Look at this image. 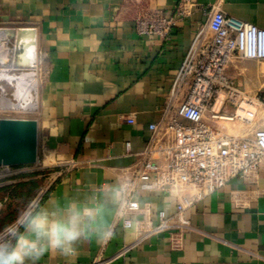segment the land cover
Masks as SVG:
<instances>
[{
  "label": "crops",
  "instance_id": "0c3cea01",
  "mask_svg": "<svg viewBox=\"0 0 264 264\" xmlns=\"http://www.w3.org/2000/svg\"><path fill=\"white\" fill-rule=\"evenodd\" d=\"M213 8L264 28V0H0V27L20 24L36 31L43 76L38 153L41 148L56 160L50 177L31 173L36 162L23 173L0 177V198L25 206L36 190L38 203L84 200L116 186L121 201L122 185L151 137L150 124L160 118ZM152 13L175 18L169 36L138 33L137 20ZM241 71L229 69L231 76ZM233 125L215 124L228 131ZM177 201L164 190H141L126 212L122 202L119 214L108 206L114 234L106 243L93 236L70 255L49 252L38 264H89L99 258L104 264H264V163L257 181L234 178L185 211L191 228L182 247L172 246L169 231L135 243L138 232L125 227L124 219L158 223L161 210L174 215Z\"/></svg>",
  "mask_w": 264,
  "mask_h": 264
},
{
  "label": "built area",
  "instance_id": "2783aa9c",
  "mask_svg": "<svg viewBox=\"0 0 264 264\" xmlns=\"http://www.w3.org/2000/svg\"><path fill=\"white\" fill-rule=\"evenodd\" d=\"M174 24V17L152 13L139 18L136 29L143 36L167 37ZM241 59L264 61V28L213 8L184 57L160 118L150 124L141 160L122 185L124 212L141 190H164L178 198L174 215L161 210L158 223L124 219L125 227L138 232L135 243L169 231L172 246L182 247L191 228L184 216L188 208L234 178L258 180L264 163V89L248 90L230 75ZM178 97L182 100L175 105ZM221 121L234 125L222 130L215 126ZM126 149L132 152L131 142ZM27 166L0 165V177L23 173ZM8 199L0 198V215ZM104 262L99 258L89 264Z\"/></svg>",
  "mask_w": 264,
  "mask_h": 264
},
{
  "label": "clouds",
  "instance_id": "9594fccd",
  "mask_svg": "<svg viewBox=\"0 0 264 264\" xmlns=\"http://www.w3.org/2000/svg\"><path fill=\"white\" fill-rule=\"evenodd\" d=\"M119 194L113 186L103 197H55L51 203L29 200L0 228V264H38L49 252L70 255L78 243L93 236L106 243L114 234L107 209L113 205L119 214Z\"/></svg>",
  "mask_w": 264,
  "mask_h": 264
},
{
  "label": "bare ground",
  "instance_id": "6f19581e",
  "mask_svg": "<svg viewBox=\"0 0 264 264\" xmlns=\"http://www.w3.org/2000/svg\"><path fill=\"white\" fill-rule=\"evenodd\" d=\"M32 29L29 26L0 27L1 111H39L37 35L30 32ZM20 59L25 63L19 64Z\"/></svg>",
  "mask_w": 264,
  "mask_h": 264
},
{
  "label": "rangeland",
  "instance_id": "374dc122",
  "mask_svg": "<svg viewBox=\"0 0 264 264\" xmlns=\"http://www.w3.org/2000/svg\"><path fill=\"white\" fill-rule=\"evenodd\" d=\"M12 26V25H11ZM20 26V24H13V27ZM6 27V26H1ZM231 69L233 70V74L237 71L242 72V75L235 74L233 77L237 81L239 85H244L248 90H254L257 91L258 89H264V61L257 62L254 60L249 59H241L236 61L233 66H231ZM39 77V83L41 84L43 80V76L41 74H38ZM41 79V82H40ZM251 84V85H250ZM255 84V86H252ZM39 111L37 112H9V111H1L0 110V118H22V119H36L38 121L39 117ZM39 161L36 162V164L32 165L29 170H31L32 174L41 175L46 174L48 177L54 174L56 171V168L54 167L56 164V160L54 157L47 158L44 156L43 150L40 148L39 150ZM41 160V161H40ZM30 164V165H31ZM41 180V179H40ZM41 185H43L41 183ZM39 187V186H37ZM36 190H32V196L31 200H35L36 198ZM37 201V200H35ZM23 205L15 203V201H11V199H8V201L5 203V206L2 210V213L0 215V228H2L4 225L11 222L17 214V211L21 208H23Z\"/></svg>",
  "mask_w": 264,
  "mask_h": 264
},
{
  "label": "water",
  "instance_id": "95a60500",
  "mask_svg": "<svg viewBox=\"0 0 264 264\" xmlns=\"http://www.w3.org/2000/svg\"><path fill=\"white\" fill-rule=\"evenodd\" d=\"M30 32L36 31L33 28ZM18 63L24 64L25 61L20 59ZM37 160L38 121L0 118V165L31 164Z\"/></svg>",
  "mask_w": 264,
  "mask_h": 264
}]
</instances>
